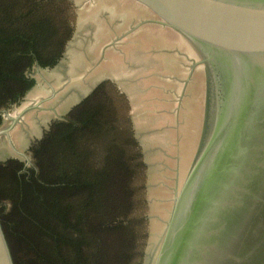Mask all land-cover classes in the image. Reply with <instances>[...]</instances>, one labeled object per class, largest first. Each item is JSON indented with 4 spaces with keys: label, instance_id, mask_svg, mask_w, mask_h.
<instances>
[{
    "label": "trees",
    "instance_id": "16d2710c",
    "mask_svg": "<svg viewBox=\"0 0 264 264\" xmlns=\"http://www.w3.org/2000/svg\"><path fill=\"white\" fill-rule=\"evenodd\" d=\"M73 15L68 0H0V126L2 112L36 85L32 67L62 58ZM109 82L51 123L31 148L32 166L0 162V219L15 264H136L142 256L147 165Z\"/></svg>",
    "mask_w": 264,
    "mask_h": 264
},
{
    "label": "rangeland",
    "instance_id": "374dc122",
    "mask_svg": "<svg viewBox=\"0 0 264 264\" xmlns=\"http://www.w3.org/2000/svg\"><path fill=\"white\" fill-rule=\"evenodd\" d=\"M68 1L75 33L58 64L34 65L29 75L36 85L21 104L2 112L0 162L13 157L32 166L31 148L51 123L102 81H111L108 89L119 92L113 106L130 121L147 165L145 205L140 207L147 237L136 264H154L176 197L212 129L214 75L195 44L139 2ZM261 141L249 160L259 165L247 181L257 187L258 204L240 216L243 224L232 223L224 247L240 258L237 264H264V137Z\"/></svg>",
    "mask_w": 264,
    "mask_h": 264
},
{
    "label": "water",
    "instance_id": "95a60500",
    "mask_svg": "<svg viewBox=\"0 0 264 264\" xmlns=\"http://www.w3.org/2000/svg\"><path fill=\"white\" fill-rule=\"evenodd\" d=\"M135 1L199 48L219 91L216 121L176 197L154 264H237L224 251L231 225L259 199L247 181L264 137V85L260 78L250 85L261 76L258 64L264 67V0ZM0 264H15L1 219Z\"/></svg>",
    "mask_w": 264,
    "mask_h": 264
},
{
    "label": "bare ground",
    "instance_id": "6f19581e",
    "mask_svg": "<svg viewBox=\"0 0 264 264\" xmlns=\"http://www.w3.org/2000/svg\"><path fill=\"white\" fill-rule=\"evenodd\" d=\"M256 70H257V71L260 70V71L257 72V73H259V75H261V76H259V77H257V78H256V76L253 77V78L250 80V82H251L250 85L254 86V85L256 84V81H257L259 78H260L259 80L261 81V83L264 85V67L262 66V63H259V64H258ZM234 85H235V82H234ZM239 86H240V82H239V85H238L237 88H236V89L239 90L238 95H241L243 98L247 97V95H244V93H245V91H246V90H245V86H241V87H239ZM236 93H237V90H236ZM254 114H255L254 112L250 111V114H249V119H250V120H252V116H253ZM259 115H260V113H259Z\"/></svg>",
    "mask_w": 264,
    "mask_h": 264
},
{
    "label": "flooded vegetation",
    "instance_id": "af4514ba",
    "mask_svg": "<svg viewBox=\"0 0 264 264\" xmlns=\"http://www.w3.org/2000/svg\"><path fill=\"white\" fill-rule=\"evenodd\" d=\"M213 98H212V100H211V116H210V119H209V122L212 124L211 126L213 127L214 126V123H215V121H216V118H217V114H218V112H217V101H218V98H219V91L217 90V86L215 85V89H214V94H213ZM209 132V134H210V132H211V130L210 131H208ZM208 134V135H209ZM207 137V136H206Z\"/></svg>",
    "mask_w": 264,
    "mask_h": 264
}]
</instances>
